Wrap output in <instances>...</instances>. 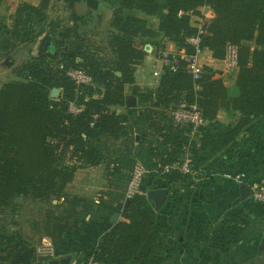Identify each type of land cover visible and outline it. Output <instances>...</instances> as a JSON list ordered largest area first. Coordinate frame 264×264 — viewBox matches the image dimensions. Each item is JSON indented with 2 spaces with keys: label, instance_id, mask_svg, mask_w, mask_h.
Here are the masks:
<instances>
[{
  "label": "trees",
  "instance_id": "trees-1",
  "mask_svg": "<svg viewBox=\"0 0 264 264\" xmlns=\"http://www.w3.org/2000/svg\"><path fill=\"white\" fill-rule=\"evenodd\" d=\"M50 1L41 0L38 6L19 3L11 24L0 26V58L9 56L21 44L36 42L46 31L54 37L60 21L48 16ZM64 1L71 7L81 0ZM108 2L112 6V18L109 35L101 48L106 50V57L92 52L93 44L84 35L68 45L56 46L53 58L37 55L15 67V78L0 89V219L2 213L9 210L15 218L22 217L21 224L28 228L24 234L36 244L46 238L59 252L69 251L72 255L79 253L70 249L66 239L76 226L71 213L58 210L66 203V188L74 180L76 170L102 163H112V169L129 164L126 156L118 160L112 158L111 149H116L119 139L128 147L127 133L142 124L163 138L154 149L143 144L138 158L146 166L151 165L155 156L165 152L169 154L166 162H170L186 139L183 130L162 132V113L157 114L154 106L169 107L193 101L199 104L206 124L202 127L200 147L193 149L191 165L199 172L201 180L218 181L219 174L212 175V171L217 173L221 169L214 163L222 158L230 163L227 149L232 143L249 135L250 131L253 136H264V0ZM203 6H210L215 16L208 21L200 48H208L215 58L223 59L227 44L238 46L234 91L225 84L221 71L207 66L197 81L200 88L195 89L194 79L184 61L174 71L165 67L155 88L141 90L136 85L135 72L144 62L146 45L162 34L179 49L195 53V47L187 41L197 32L191 16H202L200 8ZM137 12L155 17L158 26L149 24ZM155 44V52L158 48L165 49L163 44ZM60 64L64 67L59 68ZM69 67L84 69L93 77L95 86L76 85L66 75ZM127 86H130L131 95L139 102H148L150 107L140 113L136 107L127 106L125 112L112 109L127 105ZM55 87L62 90L58 98L51 97ZM70 102L83 105L84 109L74 114L69 111ZM220 112L235 121L220 119ZM94 113L99 117L91 126ZM169 148H172L170 152ZM250 157L244 168L248 180L256 175L261 179L255 181L264 183V152L254 151ZM66 158L75 162L70 164ZM160 178L162 180L158 181ZM160 178L149 187L153 188L157 182H161L159 186L162 187L171 186L168 204L175 187L188 186L190 177L174 171ZM19 199L46 206L37 215H26ZM54 200L57 203H53ZM235 207L238 212L225 216L221 229L209 227L211 264L225 263L250 227L264 222L263 203L248 198ZM97 211L113 214L103 201L99 202ZM158 212L147 195L132 197L117 223L111 225L97 244L80 253V257L83 260L93 257L104 264L141 263L152 256L159 263L171 257L178 261L179 237L174 243L168 242L175 230L158 222ZM40 259L33 254L34 261Z\"/></svg>",
  "mask_w": 264,
  "mask_h": 264
},
{
  "label": "crops",
  "instance_id": "crops-1",
  "mask_svg": "<svg viewBox=\"0 0 264 264\" xmlns=\"http://www.w3.org/2000/svg\"><path fill=\"white\" fill-rule=\"evenodd\" d=\"M103 1L108 0H81L69 7L64 0H51L47 14L50 19L60 21V27L54 35L56 46L68 45L86 34L98 35L102 42H106L109 35L112 9ZM21 2L38 6L41 0H3L0 3V26L11 24L12 16ZM200 10L203 16L192 15V25H195L201 17L211 19L215 16L210 6H203ZM137 15L147 19L149 24L158 26V19L155 17L147 16L143 12H137ZM48 34L51 33L46 31L36 42L21 44L9 56L0 58V89L4 83L15 78L13 74L15 67L29 61L34 56H46L44 52ZM156 42L163 44L166 50L173 53L181 50L172 41L164 38L162 34L155 38V42L148 43L144 62L137 67L135 72L136 85L141 90L156 87L151 74L152 65L156 60ZM199 60L203 66L221 71L225 84L230 91H234L238 68L226 69L225 61L215 58L208 48L201 50ZM229 83H231L232 89H230ZM126 91L128 96H133L130 94V86H127ZM136 101L135 107L138 110L141 106L148 105L147 102H139L137 98ZM126 107L127 105L115 106L112 109L125 112ZM158 110L156 112L160 114L161 109ZM222 113L224 114V112L219 114L220 119H222ZM225 116L224 119H227L225 121H235V118H229L226 113ZM247 130L249 131V128ZM146 135L148 134L143 127L133 128L127 133V139L129 137L130 139H125L129 141L128 147L122 145L123 140L119 139L116 143V149H111L112 158L118 160L126 156L129 164L112 169V163L110 165L102 163L97 166L80 167L76 170L74 180L66 188V203L58 210L59 212L71 211V220L76 228L68 233L66 240L71 247L70 249L76 250L74 252L79 254L85 252L90 245L97 244L109 231L113 214L98 213V204L104 200L108 192H111L113 188L118 189L119 185L126 180L133 161L139 159L138 154L141 153L143 144L146 146L148 140ZM138 147L140 150L137 149ZM131 149L133 152L130 151ZM227 151L229 152L227 158L230 162H233L236 157H242L249 162L251 153L254 151L264 152V136H253V131H250L249 135L245 134L238 142L232 143ZM68 159L66 158L67 162ZM259 178V176L253 175L245 183L252 187L253 182ZM217 180L216 182L201 179L193 181L188 184V187L184 186L187 193L184 194L183 199L178 201L177 210L171 209L169 203H165L166 205L158 210V222L166 227H173L175 230L174 234L169 236L168 242L174 243L175 239L179 237L177 241L181 243V247L178 250L180 252L178 261L171 257L169 260L159 263L152 256L141 263L131 264H211L212 248L210 246L209 227L221 229L222 219L225 216L236 214L238 209L235 206L240 202L237 201L240 198L239 186L233 188L227 195L228 191L220 187V184L223 185V180L219 175ZM148 190L151 188L149 187ZM18 202L22 204L23 200L19 199ZM72 205H74V209L70 210ZM21 222L22 217L15 218L9 210L2 213L0 219V264H42L43 260H48L40 259L37 256L36 258L40 260H33L35 248L39 244L24 234L28 228L26 225L23 226ZM181 232L183 234H180ZM43 242H48V239L44 238ZM69 254V251L65 252L64 256ZM223 264H264V222L258 226L252 225L250 227L246 232V237L233 247Z\"/></svg>",
  "mask_w": 264,
  "mask_h": 264
},
{
  "label": "built area",
  "instance_id": "built-area-1",
  "mask_svg": "<svg viewBox=\"0 0 264 264\" xmlns=\"http://www.w3.org/2000/svg\"><path fill=\"white\" fill-rule=\"evenodd\" d=\"M201 16V15H199ZM203 16V14H202ZM209 19L206 17H201L195 23V28L197 32L195 35L188 38V43L195 47V53L189 54L185 49L173 53L166 49L158 48L156 51V60L152 65V76L154 78L155 85L159 83V79L164 72L165 67L170 71H174L181 64L182 61L186 62V68L189 74L192 75L195 82V89H199L200 86L197 83L198 79L201 78L204 66L199 60V54L201 52L200 43L202 35L207 33V25ZM86 39L89 40L93 45L91 46L92 52H97L98 55L107 56L106 50L101 49L105 45L101 39L95 34H86ZM98 46L100 48L96 49ZM226 69L233 70L238 68V46L235 44H227L225 57ZM63 64L59 65V68H63ZM66 75L76 83V85H93L95 86L93 77L89 75L82 68H72L66 69ZM148 103V102H147ZM149 105V106H148ZM147 106H141L140 112L143 109L150 107L148 103ZM84 109L83 105H77L74 102H70L69 111L78 114ZM153 109H161V126L162 132H174L175 130H183L185 140L180 143L178 153L175 154L170 162H166L169 157L168 153H162L155 156L151 162L150 166H146L139 159H135L132 163L126 180L123 184H120L118 189L113 188L111 192L104 197L103 202L114 214L124 210L125 202L127 199H131L136 195H147L149 186L166 174H170L177 171L180 175L189 176V184L193 181H198L200 179L199 172L193 169L191 165V157L193 155V149L198 148L201 145L203 138L202 127L206 124V120L203 117L202 110L197 103L193 102H182L177 105H171L169 107L154 106ZM159 111V110H158ZM156 116V115H155ZM99 117L97 113L93 114V120L90 125L93 126L95 120ZM160 118V117H158ZM143 127L148 134V140L146 141V146L149 149H154L162 141V136L156 135L154 131H151L149 127L142 125L136 128ZM172 130V131H170ZM172 148H169L170 152ZM250 150V149H249ZM248 151V150H247ZM229 155V152L227 153ZM74 160L68 159V163H74ZM248 160L242 157H236L233 162L227 163L225 158H222L215 164L219 172H213L212 175H217L222 178L223 186L222 188L229 194V191L235 186H239L240 183L246 182L248 176L244 168L248 165ZM155 175V178H154ZM160 178L158 181H161ZM159 183L151 189L159 188ZM188 187V186H187ZM253 192L250 198L254 202H259L264 204V183L261 181H254L252 184ZM172 190V189H171ZM187 193V190L183 186H176L172 192V201L169 202V207L173 210H177L178 206L176 201L178 199H183V195ZM74 209V205L70 206V210ZM66 213H71L67 211ZM259 225V224H258ZM35 254L41 259H53L64 256V253L59 252L58 248L50 241L43 242L36 246ZM71 264H104L101 261L90 257L87 260H83L79 254H73Z\"/></svg>",
  "mask_w": 264,
  "mask_h": 264
},
{
  "label": "water",
  "instance_id": "water-1",
  "mask_svg": "<svg viewBox=\"0 0 264 264\" xmlns=\"http://www.w3.org/2000/svg\"><path fill=\"white\" fill-rule=\"evenodd\" d=\"M103 2L109 8L112 9V6L108 1H103ZM44 54L46 56L51 57V58H53L56 54V44L54 41V37L51 34H48V36L46 37ZM117 74L120 75L121 73L117 72ZM60 94H61L60 88L55 87L51 91L52 97L58 98L60 96ZM136 102H137L136 97H134V96H128L127 97V100H126L127 106L135 107ZM137 149L140 150V147H138ZM263 172H264V166H263ZM239 189H240V198L237 200L238 202L241 200L248 199L252 195L253 188L250 187L245 182L240 183ZM170 191H171V186L159 187V188L151 189L148 191L147 196L149 199H151L154 202L155 210H160L165 205ZM130 201H131V199H127L125 202V206H127V204ZM53 202L56 203L57 200H54ZM119 216H120V213L115 212L111 217V223L112 224L117 223ZM72 257H73V255L69 254V255L58 257V258L43 260L41 263L42 264H71Z\"/></svg>",
  "mask_w": 264,
  "mask_h": 264
},
{
  "label": "rangeland",
  "instance_id": "rangeland-1",
  "mask_svg": "<svg viewBox=\"0 0 264 264\" xmlns=\"http://www.w3.org/2000/svg\"><path fill=\"white\" fill-rule=\"evenodd\" d=\"M151 73H152V70H151ZM229 87H230V89H232L231 83H229ZM225 117H226L225 113L224 114L222 113V119H224ZM225 120H227V119H224V121ZM22 205H23V212L26 213V215H29L31 213H32L31 215H37L38 213H41L42 210L44 209V207L46 206V204H44V203H41V202L33 203L29 200H23Z\"/></svg>",
  "mask_w": 264,
  "mask_h": 264
}]
</instances>
